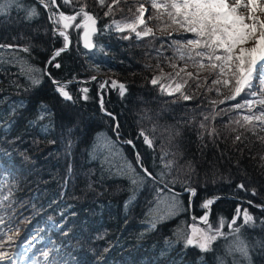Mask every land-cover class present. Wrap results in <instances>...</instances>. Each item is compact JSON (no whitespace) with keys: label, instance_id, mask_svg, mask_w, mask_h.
<instances>
[{"label":"trees","instance_id":"trees-1","mask_svg":"<svg viewBox=\"0 0 264 264\" xmlns=\"http://www.w3.org/2000/svg\"><path fill=\"white\" fill-rule=\"evenodd\" d=\"M24 3L35 6L39 17L27 21L20 9L0 15V44L31 45V54L18 52L19 57L45 69L49 53L62 45V38L53 37L47 12L36 0ZM86 3L87 10L99 17L100 28L112 19L137 15L142 0H119L113 5L114 16L108 17L104 12L111 0H106L104 8L97 0ZM61 10L71 14L66 5L61 4ZM150 12L155 25H163L156 19L152 6ZM69 32L72 45L57 58L61 67L48 65V69L55 78L79 79L68 89L74 103L64 101L47 76L42 77L39 85H32L18 65L0 63V184L4 185L3 193L11 189L13 194L10 206L6 204L2 214L12 216L13 227L18 226V232L8 233L14 240L6 244L12 260L5 264H218L221 257L224 264H264V247L257 244L264 243V225L260 223L264 210L240 199H214L209 222L215 227L219 217L230 221L237 207L241 211L247 208L255 218V226L245 225L241 235L257 245L250 250V261L226 255L222 239L209 252L193 246L185 248L183 241L177 240V231L190 232L192 223L189 192H181L185 186L195 189L192 209L197 215L204 211V199L215 194L238 195L264 204V143L240 129L244 132L243 143L233 144L236 133L231 129L235 125L225 127L229 116L223 114L212 125L218 133L215 143L207 133L200 139L201 113L211 108L209 99L219 101L230 94L229 90L222 89L218 96L215 91L205 93L204 88H193L196 98L180 101L176 96L162 95L159 85L150 83L161 69L166 74L171 68L165 62V57H173L167 43L163 56L157 58L161 41H166L169 33L172 38L184 33H158L153 29L157 39L147 36L138 40L135 34L124 39L125 31L109 29L94 35L97 47L88 50L83 48L82 40L77 47L82 31ZM11 51L5 52V56ZM177 61L184 63L172 60ZM189 67L190 72L196 71L191 64ZM96 74L100 76L92 80ZM102 75L109 81L104 89L99 88ZM205 75L207 72L200 78ZM112 80L126 85L123 97L110 87ZM80 88L89 89L88 100L81 98ZM102 94L103 108L112 116L101 110ZM243 95L220 104L217 111L239 102ZM42 104L53 115L40 120ZM140 129L153 139V148L144 144L142 137L137 138ZM98 136L114 143L107 149L98 148ZM129 139L136 147L124 142ZM137 152L153 175L162 170V152L169 153L165 161H174L172 173L166 179L177 178L174 188L179 193L180 207L175 215L159 220L154 229L148 227V213L162 199L157 196L160 186L145 182L129 204L132 185L128 176L118 171L125 161L136 166ZM240 183L244 189L237 187ZM252 189L257 195L251 194ZM240 223L242 217L237 220ZM223 231L229 232L227 223Z\"/></svg>","mask_w":264,"mask_h":264},{"label":"snow or ice","instance_id":"snow-or-ice-1","mask_svg":"<svg viewBox=\"0 0 264 264\" xmlns=\"http://www.w3.org/2000/svg\"><path fill=\"white\" fill-rule=\"evenodd\" d=\"M36 3L46 10L48 20L52 25L53 37L62 38V46L54 48L46 61V66L51 65L56 69L61 67L57 58L68 51L72 45L69 29L78 34L82 31V35H78L77 38V47L82 40L83 48L88 50L97 47L93 42V36L109 29L135 33L138 40L147 36H153L154 39H157L153 29L148 27L143 18L147 11L143 5L137 9L138 14L132 22L121 23V21L112 19L110 23L98 28L99 17L87 10L86 0H60V3L57 0H36ZM117 3L119 0H111V3H107V10L104 12L105 17L114 16L113 5ZM150 3L156 11V19L163 24L161 31L174 29L184 33L178 38H172L171 33H169L167 40L161 41V48L156 50L157 58L163 56L162 49L167 43V46L173 51L172 58L165 57L167 65L177 69L178 65L172 60L178 59L184 62V66L179 67L174 73L168 74H165L161 69L160 75H154L150 83L153 86L159 85L158 91L162 95L176 96V100L180 101L195 99V91H199L201 88L205 89V93L215 91L218 96L222 95V89H228L229 95L219 101L209 99L211 108L201 113L203 119L199 123V128L203 131L200 133V139L203 140L204 134L207 133L215 143L218 133L212 125L217 116L223 114L229 116L225 127L235 125L231 129L232 132L236 133L233 144L236 142L243 143L244 132H251L256 136L257 142L264 143V135H261L264 133V0H150ZM61 4L68 6L71 9V14L61 10ZM97 4L104 8L106 0H97ZM15 9L23 11L27 21H31L40 15L35 6L26 5L24 0H0V15H8L11 10ZM151 18L149 17V19ZM138 25L144 27L138 31ZM123 38L130 39L131 37L125 36ZM9 49L12 50L8 53L10 58L5 56V52H8ZM18 52L30 55L31 45L21 47L19 45L0 44V63L18 65L20 73L26 75L32 85H39L42 77L47 76L54 85L55 92L64 101L75 102L73 95L68 90L69 85L75 81V77L66 81L56 80L50 72L46 71V68L41 69L30 64L26 58L19 57ZM189 64L196 69L195 72L187 71ZM145 67L151 68V65H145ZM203 72H207V75L201 79ZM181 73L184 75L182 76ZM91 79L96 80L97 78L93 76ZM254 80L256 81L255 84H253ZM189 82H191V86ZM106 85H109V81H101L99 88L104 89ZM110 87L117 89L121 97L127 92L126 85L115 80L111 81ZM186 89L188 90L186 91ZM78 91L82 94L83 100L89 99L88 88H80ZM242 93L244 95L239 102L217 111L220 104H224L226 101H234L237 97H241ZM103 104L104 99L101 95L100 106L102 111H104ZM233 112L236 113L235 116L231 115ZM51 115H53L51 109L42 104L38 119L43 120L45 116ZM106 115L112 116L111 113L107 112ZM113 119L115 120L114 116ZM115 129H119L118 122ZM240 129H243L244 132H241ZM115 134L119 136L118 131H115ZM140 137L143 138V143L149 148L154 147L153 139L149 138L143 129L138 132L137 138ZM97 140L96 147L98 148L107 149L114 143L107 137L98 136ZM124 142L135 147L132 140ZM168 155V152H162L160 159L163 167L158 175H153L144 166L139 152L135 154L136 166L125 161L124 165L118 169L121 174L128 176L132 185V196L129 198V204L133 202L136 190L147 181L160 186L157 193L158 197L165 192L169 193L159 201V203L167 204L168 210L164 216H153V210H149L148 227L153 229L159 220L175 215L176 210L180 207L179 193L174 188L178 180L175 177L170 180L166 179L171 175L174 166L173 160L165 161V157ZM261 160H264V155L261 156ZM137 167L140 169L139 172ZM179 182L184 183L183 181ZM3 187L4 185L0 184V264L12 260L6 250V244H10L14 240V236L8 233L18 232V226L13 227V217H5L2 214L6 204L10 206L13 195L11 189L6 194L3 193ZM237 187L244 189V184L240 183ZM185 191H188L192 196L196 194L195 189L190 186H185ZM251 194L257 195L256 190L252 189ZM213 203L214 200L209 199L201 205L208 211L201 217H192L190 232L178 230L176 233L177 240H182L185 248L193 246L201 252H209L213 250V244L222 239L225 241L223 247L226 255L233 257L238 255L243 260L250 261V250L257 245L250 244L248 238L241 235V230L245 225L255 226V218L247 208L241 211V208L237 207L230 221L224 217H219L216 226L213 227V224L209 222L210 206ZM247 204L264 210V204H253L250 200L247 201ZM158 206L159 204H157ZM241 217L242 223L237 224V220ZM226 223L229 228L227 233L223 231ZM260 223L264 225V220H261ZM199 224H203L204 227L198 226ZM257 244L264 247L262 242H257ZM43 254L45 257L48 255L47 252ZM218 264H224L223 257L219 259ZM234 264H238V262H234Z\"/></svg>","mask_w":264,"mask_h":264},{"label":"rangeland","instance_id":"rangeland-1","mask_svg":"<svg viewBox=\"0 0 264 264\" xmlns=\"http://www.w3.org/2000/svg\"><path fill=\"white\" fill-rule=\"evenodd\" d=\"M151 3L148 1V0H142V4L141 5H143L144 6V8L145 9H147V11L145 12V14H144V20L147 22V25H148V27H150V28H152V29H154V31H156V32H158V33H165V32H175L176 30H174V29H168L167 31H161L160 29L163 27V25H160V27H158L157 25H155V23L153 22V17H154V15H153V13L151 14V12H150V10H151V5H150ZM135 16L136 15H131V16H129V17H122V18H117V19H115V20H118V21H121V23H125V22H128V23H130V22H132L134 19H135ZM149 17H152L151 19H149ZM144 26H142V25H138V27H137V30L139 31V30H141L142 28H143ZM156 27V28H155ZM120 32V31H119ZM126 32V35L127 36H130V35H132V34H135V33H131V32H129V31H125ZM177 65H178V68L179 67H183L184 66V63H181V62H175ZM178 68L177 69H173V68H168V71H167V73L166 74H168V73H174L175 71H177L178 70ZM187 71L188 72H190L191 71V67H189V65H188V67H187ZM157 75H160V74H157ZM256 83V81L254 80L253 81V84H255ZM162 197H160V198H162L163 199V195H161ZM161 199V200H162ZM159 201L160 200H158L157 202H156V204H155V206L154 207H152V210H154L155 212H154V216H164V214H165V212L168 210L167 209V204L166 203H159ZM157 204H159V206L157 207ZM198 226H200V227H204V225L203 224H199Z\"/></svg>","mask_w":264,"mask_h":264},{"label":"water","instance_id":"water-1","mask_svg":"<svg viewBox=\"0 0 264 264\" xmlns=\"http://www.w3.org/2000/svg\"><path fill=\"white\" fill-rule=\"evenodd\" d=\"M51 24V23H50ZM51 27H52V25H51ZM69 34H70V36H71V33L69 32ZM71 39H72V36H71ZM62 45H60V46H58V47H56V48H59V47H61ZM53 51V50H52ZM52 51L49 53V55H48V58H49V56L51 55V53H52ZM48 58H47V60H48ZM45 68H46V71L47 72H50L49 71V69H48V65L46 66L45 65ZM51 73V72H50ZM52 75V74H51ZM96 78L97 77H99L100 75H98V74H96V75H94ZM53 77V76H52ZM55 78V77H54ZM102 78H103V80L102 81H105V80H107V77L106 76H103L102 75ZM56 80H60V81H66V80H69V79H72V78H55ZM79 81V79H77V78H75V81L74 82H78ZM102 96H103V94H102ZM104 111L105 112H107V113H111L110 111H108V110H106V109H104ZM129 140H132V139H129ZM133 141V140H132ZM133 144L135 145V143H134V141H133ZM135 147H136V145H135ZM191 188H194V187H191ZM181 192H186L185 191V189L184 190H182ZM225 197H227V198H235V199H240V200H243V201H245V202H247V201H252L251 199H248V198H245V197H242V196H238V195H231V194H228V195H225V194H215V195H211V196H207L205 199H204V201H203V203L204 202H206L207 200H209V199H211V200H214V199H218V198H225ZM253 202V201H252ZM192 203H193V196L189 193V205H190V210H191V216L192 217H201V216H203L204 214H205V212L206 211H208V210H206V209H204V211H203V213L202 214H200V215H197L194 211H193V209H192ZM253 204H255L254 202H253ZM211 212V211H210ZM209 217H210V215H209Z\"/></svg>","mask_w":264,"mask_h":264},{"label":"bare ground","instance_id":"bare-ground-1","mask_svg":"<svg viewBox=\"0 0 264 264\" xmlns=\"http://www.w3.org/2000/svg\"><path fill=\"white\" fill-rule=\"evenodd\" d=\"M204 210V209H203Z\"/></svg>","mask_w":264,"mask_h":264}]
</instances>
